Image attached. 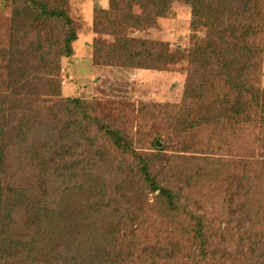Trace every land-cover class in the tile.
<instances>
[{
  "label": "trees",
  "instance_id": "1",
  "mask_svg": "<svg viewBox=\"0 0 264 264\" xmlns=\"http://www.w3.org/2000/svg\"><path fill=\"white\" fill-rule=\"evenodd\" d=\"M18 1L23 7L14 17L59 21L62 45L75 40L73 22L63 4ZM132 1L114 0V9L94 10L93 29L114 37L112 43H94V63L147 68L163 64L161 44L125 33L138 22ZM184 1L191 8L194 32L188 59L200 74L197 79L192 71L188 73L183 100L207 107L206 114L190 120L189 127L232 122L242 141L246 132L257 131L264 148V87L256 85L255 79L261 73L264 0ZM169 4L170 0H148L146 10L163 16ZM208 25L215 27V36L199 38L195 31ZM51 55L47 52L43 68L49 78L47 89L56 94L58 89L50 82ZM208 68H214L213 73ZM31 91L35 90L27 92ZM111 108L120 110L117 105L91 106L73 99L71 106L64 103L47 109L42 119L38 110H27L33 114L30 121L24 115L15 127H8L10 108L0 100V264H142L140 250L132 241L139 230L135 224L146 212L141 195L155 190L173 210L191 220L186 229L190 240L186 263L214 264L201 216L182 207L175 190L151 171L150 166H161L168 157L165 150L155 148L159 136L145 143L149 152H141L135 146L133 121L125 113L118 118L108 115L113 114ZM174 131L180 130L174 127ZM15 149L19 156L11 157ZM21 157L32 163L36 173L31 184L21 177ZM51 172L58 174L59 192L47 183ZM121 191L129 196L123 194L122 202ZM120 202L122 209L115 205Z\"/></svg>",
  "mask_w": 264,
  "mask_h": 264
},
{
  "label": "rangeland",
  "instance_id": "2",
  "mask_svg": "<svg viewBox=\"0 0 264 264\" xmlns=\"http://www.w3.org/2000/svg\"><path fill=\"white\" fill-rule=\"evenodd\" d=\"M52 2L63 4L73 22L76 38L66 46L60 41L61 22L23 15L16 18L14 14L23 7L20 1L0 0V100L10 108L8 127H15L24 115L30 121L33 114L27 110H38L42 119L47 109L64 103L71 106L73 99L91 106L117 105L120 110L111 108L113 114L108 115L118 118L125 113L123 116L133 121L135 146L141 152H149L145 143L159 136L155 148L165 150L168 157L161 166H150L151 171L175 190L182 207L201 216L214 264H264V148L255 135L257 131L246 132L242 141L232 122L189 127L190 120L207 111L206 103L183 100L188 73L192 71L197 79L200 74L194 72L188 59L194 35L190 5L184 0H170L167 13L155 16L146 10L148 0L131 2L138 22L126 29L127 36L157 42L163 48L161 67L147 68L92 61L95 42L114 41L111 34L93 29L94 10L114 9V0ZM195 33L199 38H210L215 36L216 29L212 25L202 26ZM47 52H52L50 82L57 87L56 94L47 89L49 78L43 68ZM214 68L207 70L213 73ZM260 72L255 79L262 88L264 27ZM32 89L35 91L27 92ZM170 127L180 131L172 133ZM139 137H143L140 143ZM18 151L11 157L19 156ZM23 151L20 150V156ZM21 158V177L31 184L36 173L32 163ZM46 177L47 183L59 192L58 174L51 172ZM123 177L125 183L127 177ZM121 193V199L129 197ZM158 194L155 190L141 195L142 210L146 212L143 219L139 218L142 221L135 224L139 230L134 232L133 246L140 250L142 264H187L190 240L186 229L191 220L173 210ZM121 202L115 204L119 209L123 208Z\"/></svg>",
  "mask_w": 264,
  "mask_h": 264
}]
</instances>
